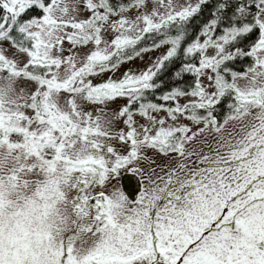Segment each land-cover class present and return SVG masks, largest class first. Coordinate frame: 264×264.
Wrapping results in <instances>:
<instances>
[{
	"label": "snow or ice",
	"instance_id": "obj_1",
	"mask_svg": "<svg viewBox=\"0 0 264 264\" xmlns=\"http://www.w3.org/2000/svg\"><path fill=\"white\" fill-rule=\"evenodd\" d=\"M0 264H264V0H0Z\"/></svg>",
	"mask_w": 264,
	"mask_h": 264
}]
</instances>
